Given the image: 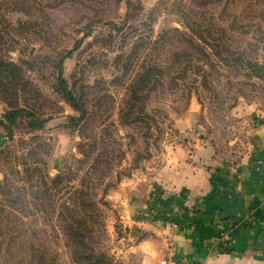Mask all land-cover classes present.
<instances>
[{
	"label": "rangeland",
	"instance_id": "374dc122",
	"mask_svg": "<svg viewBox=\"0 0 264 264\" xmlns=\"http://www.w3.org/2000/svg\"><path fill=\"white\" fill-rule=\"evenodd\" d=\"M189 27L207 46L188 42ZM60 74L83 112L62 96ZM263 123L264 0H0V182L31 177L12 222L23 233L1 234L4 246L21 239L46 250L43 264H73L59 215L82 191L96 225L84 245L138 264L131 246L151 231L130 221L133 193L139 202L158 169L180 163L174 151L183 163L240 162Z\"/></svg>",
	"mask_w": 264,
	"mask_h": 264
},
{
	"label": "crops",
	"instance_id": "0c3cea01",
	"mask_svg": "<svg viewBox=\"0 0 264 264\" xmlns=\"http://www.w3.org/2000/svg\"><path fill=\"white\" fill-rule=\"evenodd\" d=\"M254 138L235 164L174 151L180 163L158 169L139 202L133 193L130 221L151 231L131 246L138 264H264V123Z\"/></svg>",
	"mask_w": 264,
	"mask_h": 264
},
{
	"label": "trees",
	"instance_id": "16d2710c",
	"mask_svg": "<svg viewBox=\"0 0 264 264\" xmlns=\"http://www.w3.org/2000/svg\"><path fill=\"white\" fill-rule=\"evenodd\" d=\"M189 30L191 31V38L187 37L188 42L193 45V43H196V38L202 40L204 44L207 46L206 39L202 35V32L199 30L193 31L189 27ZM204 52V50H203ZM248 68H259L261 69L263 66H261L258 63H251L250 61H245ZM1 64H4V62H1ZM255 75L257 77H260V71H255ZM58 83L60 85V88H62V96L78 111L83 112L80 105L77 103L75 95L71 90L68 89L67 84L65 80L62 78L61 74L58 76ZM20 110V111H19ZM19 112H22L21 109H13L8 111L5 114V118L7 119L8 125L13 123L16 118L20 115ZM23 112H25L23 110ZM25 115L29 116V112H25ZM4 124V123H3ZM8 125L4 124V128L7 130ZM29 126L34 129H40L43 126V121L38 118L31 119ZM19 175L18 171H15ZM19 181H22L21 185L12 184L8 182L7 177H5L4 181L0 182V237L1 234L9 236V237H16L17 231L19 233H23L22 231H19V228L16 226H13L15 220L19 219L18 213L15 211L16 208V201H19L20 199H25L27 196V192L30 189L29 182L31 181V177H17ZM61 177L58 176L56 179V184L60 183ZM41 183L43 184V189L39 190L35 198H38L39 194H49L48 185H46V180L42 179ZM89 188V187H88ZM40 199V204L43 206V201L45 200V197L38 198ZM6 201V203H2V201ZM71 202L73 206H71L68 202H64L62 204V211L59 215L60 223L62 222V225L64 227V235L66 236V242L69 246L70 257L72 259L73 264H81L83 262L88 264H114L112 261V258L109 257L108 253L103 251H97V255L95 256L94 248H91L88 245H84L85 240L87 238L92 237L93 232L96 230L95 221H93L90 218L91 212L95 211V209H92V203H95L93 199H90V197L87 195H82V191L80 196H74L71 197ZM15 204V205H14ZM80 207V209L76 208ZM90 208V209H89ZM89 209V210H88ZM45 210V207H44ZM87 214V215H86ZM95 225V226H94ZM22 238V236H20ZM26 247L23 245V242L21 239H19V242L15 243L14 245H6L0 244V256L1 257H7L8 260H14L18 259L17 262L19 264H22L27 261V263L31 262L32 259L35 256H38L40 259V263H44L46 260H48L46 255V250H42L39 255L34 253V249ZM93 257L99 258L98 261H92ZM29 258V260H28Z\"/></svg>",
	"mask_w": 264,
	"mask_h": 264
},
{
	"label": "built area",
	"instance_id": "2783aa9c",
	"mask_svg": "<svg viewBox=\"0 0 264 264\" xmlns=\"http://www.w3.org/2000/svg\"><path fill=\"white\" fill-rule=\"evenodd\" d=\"M161 263H162V264H165V261H164V260H162V261H161Z\"/></svg>",
	"mask_w": 264,
	"mask_h": 264
}]
</instances>
